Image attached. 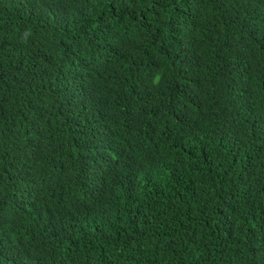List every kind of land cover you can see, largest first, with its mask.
Instances as JSON below:
<instances>
[{
	"label": "trees",
	"instance_id": "trees-1",
	"mask_svg": "<svg viewBox=\"0 0 264 264\" xmlns=\"http://www.w3.org/2000/svg\"><path fill=\"white\" fill-rule=\"evenodd\" d=\"M0 264H264V0H0Z\"/></svg>",
	"mask_w": 264,
	"mask_h": 264
},
{
	"label": "clouds",
	"instance_id": "clouds-1",
	"mask_svg": "<svg viewBox=\"0 0 264 264\" xmlns=\"http://www.w3.org/2000/svg\"><path fill=\"white\" fill-rule=\"evenodd\" d=\"M32 35V29L29 27V28H26L23 30V33H22V39L25 43H27V40H28V37H30Z\"/></svg>",
	"mask_w": 264,
	"mask_h": 264
}]
</instances>
